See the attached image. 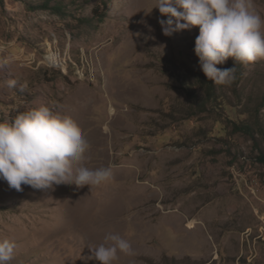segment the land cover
Returning <instances> with one entry per match:
<instances>
[{
  "label": "rangeland",
  "instance_id": "rangeland-1",
  "mask_svg": "<svg viewBox=\"0 0 264 264\" xmlns=\"http://www.w3.org/2000/svg\"><path fill=\"white\" fill-rule=\"evenodd\" d=\"M156 3L0 0V121L54 105L83 128L86 166L112 168L92 188L0 179L9 264H99L109 232L133 248L114 264H264V59L208 94L199 27L165 36Z\"/></svg>",
  "mask_w": 264,
  "mask_h": 264
},
{
  "label": "clouds",
  "instance_id": "clouds-1",
  "mask_svg": "<svg viewBox=\"0 0 264 264\" xmlns=\"http://www.w3.org/2000/svg\"><path fill=\"white\" fill-rule=\"evenodd\" d=\"M163 34L199 27L195 54L206 75L216 85H231L237 65L264 59V16L254 0H157ZM229 58L232 68L220 69ZM90 144L83 128L70 115L42 105L17 115L13 121H0V179L22 191V185L35 190L54 185L99 186L112 177L111 166H86ZM16 243L0 238V264L14 259ZM91 259L114 264L121 253L131 255V242L119 233L109 232L103 242L89 246Z\"/></svg>",
  "mask_w": 264,
  "mask_h": 264
},
{
  "label": "trees",
  "instance_id": "trees-1",
  "mask_svg": "<svg viewBox=\"0 0 264 264\" xmlns=\"http://www.w3.org/2000/svg\"><path fill=\"white\" fill-rule=\"evenodd\" d=\"M48 2H46V3H44V4H42L41 5V7H44V8H46V7H48ZM203 82H204V84H205V87H206V91H207V93L208 94H210V90H211V88H212V86H213V83L211 82V80H209L207 77H205V79L203 80ZM210 99H211V97H210ZM212 101H215V102H217V103H219V102H221L222 104H223V106H224V108L226 109V111H227V113H228V116L230 117V119L234 122V123H241L242 122V119H244L245 117H242V116H240L239 114H237L236 112H234L231 108H230V106H229V104L223 99V97H217V98H215L214 96H213V98H212ZM229 109H231V111L229 110ZM28 110H26V109H19V110H17L16 112H15V116L13 117V118H11V121H13L16 117H17V115H19V114H21V113H24V112H27ZM246 129H249L250 127L249 126H244ZM242 128V127H241ZM259 160H260V162L261 163H263L264 164V152H261V154H260V156H259Z\"/></svg>",
  "mask_w": 264,
  "mask_h": 264
},
{
  "label": "built area",
  "instance_id": "built-area-1",
  "mask_svg": "<svg viewBox=\"0 0 264 264\" xmlns=\"http://www.w3.org/2000/svg\"><path fill=\"white\" fill-rule=\"evenodd\" d=\"M56 56H55V61L52 62L53 66L57 64L58 60L56 61ZM56 62V63H55Z\"/></svg>",
  "mask_w": 264,
  "mask_h": 264
}]
</instances>
